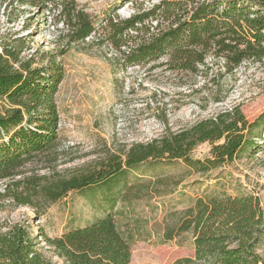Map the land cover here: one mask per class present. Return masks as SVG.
<instances>
[{
	"label": "rangeland",
	"instance_id": "374dc122",
	"mask_svg": "<svg viewBox=\"0 0 264 264\" xmlns=\"http://www.w3.org/2000/svg\"><path fill=\"white\" fill-rule=\"evenodd\" d=\"M70 1L89 15L95 33L68 46L59 5H49L40 13L0 0V54L11 52L13 56L5 57L16 70L25 63L39 68L53 61L62 69L54 94L57 146L52 154L28 161L13 180L0 181L3 192L13 182L41 178L30 205L0 199V233L29 222L33 232L40 227L47 237L58 238L110 215L130 241L129 264H173L194 258L193 237L180 225L183 212L197 200L253 195L264 213V156L250 157L249 150L205 173L182 161L148 160L136 169H125L106 185L70 192L57 200L44 194V187L58 179L96 171L113 156L124 160L132 145L146 144L166 130L177 131L234 106L248 122L264 112V59L245 61L231 73L212 53L194 73L170 69L164 64L166 56L150 65L122 69L117 53L102 42V21L114 14L127 19L154 1ZM6 107L0 101V109ZM256 133L264 136V126ZM210 147L208 143L197 146L191 157L209 158ZM25 185L11 191H24ZM168 231L170 240L165 237ZM39 249L51 264H66L43 241Z\"/></svg>",
	"mask_w": 264,
	"mask_h": 264
},
{
	"label": "trees",
	"instance_id": "16d2710c",
	"mask_svg": "<svg viewBox=\"0 0 264 264\" xmlns=\"http://www.w3.org/2000/svg\"><path fill=\"white\" fill-rule=\"evenodd\" d=\"M146 10L138 9L127 19L110 15L102 21L103 41L117 53L122 69L143 67L166 56L170 69L194 73L212 53L224 61L231 73L245 61L264 59V0H150ZM21 7L43 13L49 5H59L68 46L95 33L93 21L70 0H9ZM58 2V3H57ZM5 50V49H3ZM5 56H13L4 51ZM0 54V181L13 180L24 165L38 156L54 152L59 116L54 94L62 79V69L54 61L32 68L30 63L14 69ZM264 126V112L248 122L239 106L217 113L177 131H164L146 144H135L124 160L113 156L100 169L61 178L44 187L51 200L70 192H84L122 176L125 169L153 162L182 161L195 172L205 173L231 163L246 150L249 156H264V136L256 131ZM257 135V137H254ZM208 143L210 157L195 160L192 151ZM264 162V158L262 159ZM39 179L6 185L0 199L11 198L30 205ZM24 191L15 192L23 183ZM11 187L15 190L11 191ZM39 216V213H36ZM181 231L193 237L194 258L173 264H264V213L253 195L216 196L199 199L183 212ZM35 233V235H33ZM172 238L171 231L165 234ZM40 241L52 248L66 264H129L130 241L107 215L58 238L47 237L43 229L31 230L29 222L16 224L0 233V264H51L41 253Z\"/></svg>",
	"mask_w": 264,
	"mask_h": 264
}]
</instances>
